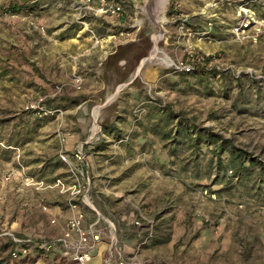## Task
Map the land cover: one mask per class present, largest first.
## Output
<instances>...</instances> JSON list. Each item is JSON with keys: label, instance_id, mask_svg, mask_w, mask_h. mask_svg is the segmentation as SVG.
Segmentation results:
<instances>
[{"label": "rangeland", "instance_id": "obj_1", "mask_svg": "<svg viewBox=\"0 0 264 264\" xmlns=\"http://www.w3.org/2000/svg\"><path fill=\"white\" fill-rule=\"evenodd\" d=\"M80 1L0 0V264L68 262L37 248L11 259L2 233L43 240L53 233L48 211L69 209L70 193L91 221L99 213L114 223L127 264H264V169L231 170L224 152L240 147L264 165V0L159 4L157 43L146 0L124 2L137 35L115 73L109 60L98 72L72 69L59 52L80 28ZM13 3L24 8L6 10ZM140 58L158 69L153 82L133 74ZM180 60L192 68L171 64ZM130 73L122 90L99 91V80L123 84ZM26 176L43 186L20 190Z\"/></svg>", "mask_w": 264, "mask_h": 264}, {"label": "built area", "instance_id": "obj_2", "mask_svg": "<svg viewBox=\"0 0 264 264\" xmlns=\"http://www.w3.org/2000/svg\"><path fill=\"white\" fill-rule=\"evenodd\" d=\"M126 1L127 0H81L74 6L75 21L88 30H91L89 27L90 19L102 16L119 17L124 13V2ZM237 30L239 31V29H236V31ZM91 32L93 31L91 30ZM193 54V52H189L190 56H193ZM172 65L179 70H190L192 68V65L184 60L173 62ZM39 108L47 113V110L44 107ZM83 147L84 143L80 145V149L75 154V157L81 161L84 159ZM60 156L67 163H71L69 156L65 152L62 151ZM72 171L75 172L73 167ZM15 175V171L11 170L7 173L5 179L12 180ZM34 184L40 187L43 186L42 182H35L32 177L26 176L21 184L22 186L20 187V190H24L25 187H30ZM60 184L63 185L61 180H58L56 186ZM70 194L72 196L69 204L71 216L66 222L63 234L57 238L35 241L31 237H23L10 231H4L2 233L3 236L8 237L12 242L10 255L13 258L18 259L31 255L34 249L33 246H35V248H37V250L43 255H47L57 248L63 249L65 251V257L68 258L66 264H86L91 259L94 244L100 239L102 234L100 221L105 218H102L103 216L97 211L98 217L85 225L84 223L87 215L80 209L79 204L75 201V198L79 193ZM83 203L90 207L93 206L87 193H83ZM52 222H55V220ZM105 222L107 224L106 228L109 236V256L106 260V264H127V262H125L120 256L121 247H119V239L114 223L108 219Z\"/></svg>", "mask_w": 264, "mask_h": 264}, {"label": "crops", "instance_id": "obj_3", "mask_svg": "<svg viewBox=\"0 0 264 264\" xmlns=\"http://www.w3.org/2000/svg\"><path fill=\"white\" fill-rule=\"evenodd\" d=\"M126 2L134 3L135 1L127 0ZM125 5L126 3H124V13L119 17L102 16V17L90 19L89 27L91 28L93 32H91V30H88L87 28L83 27L81 24L76 22V25L80 27L79 30L76 31L74 35H71L68 39H64V42L60 41L59 52L64 54V59H66V61L70 64L72 69L75 68L76 66H79L80 68L84 67V70L88 72H91L92 70H94L95 72L96 71L98 72L99 65H101L102 62H104L105 60H106L105 62L109 60V62H111L109 67L110 66L112 67L111 71H114V70L120 71V69L125 68V65H127V63L131 62L129 61L131 60L129 57L127 60V58L122 55L123 49H124V46H126L131 41H133V39H131L132 38L131 36L133 35L136 36L137 33L135 31V28L134 29L129 28L130 26L136 27V25L135 24L130 25L127 23L128 12L126 10L127 5H126V8H125ZM126 26H129V27L126 28ZM115 60L117 63L115 62ZM142 60L143 59L140 58L139 61L134 62L135 71L133 72V74L138 70V72L143 73L147 81L153 82L157 78L159 71L155 67L144 68L145 65L142 66ZM133 74H131V76H127V78L128 77L131 78ZM98 76L100 75L98 74ZM87 78L91 79L92 76L90 75ZM132 80H129L127 83L125 82L123 84H120L122 83L120 81L109 83L107 80H99L98 88L100 92L104 90L106 91L107 88L112 87V85L116 83L115 85L116 86L115 93H116L117 91H119V87L121 85L126 86ZM109 97L107 98V100L111 101L113 98L109 99ZM71 140L72 139H69L68 141V145H67L68 148L72 147ZM48 212L52 217V221L55 220V222H52L54 225L49 226V229L53 231V233L44 234V236H42L43 240H45V238L54 239L62 235L66 222L68 218L71 216L70 208L69 209L67 208V210L63 211L59 206L54 208L53 210L50 209ZM90 218H91L90 215L87 216L86 221L84 223L85 225H87L91 221ZM26 235H28L29 237L31 236L32 239H34L35 241H38L37 238L39 237H35L30 234H26ZM107 237H108V234L105 232H102L100 239L94 244V249L92 251V257L86 264H106V260L109 256V253H108L109 241ZM33 247L35 248V246ZM55 254H59L65 257V251L60 248H57L56 250L50 252L46 256H49V255L55 256ZM18 259H22V258H18ZM66 259L68 260V258Z\"/></svg>", "mask_w": 264, "mask_h": 264}, {"label": "trees", "instance_id": "obj_4", "mask_svg": "<svg viewBox=\"0 0 264 264\" xmlns=\"http://www.w3.org/2000/svg\"><path fill=\"white\" fill-rule=\"evenodd\" d=\"M24 7L23 5H19L18 3H13L12 5H9L7 7L6 10H9L10 12H13V13H16V12H19L20 10H22ZM125 8H126V5H125ZM209 61V60H207ZM196 70V68H194V70H192L193 72ZM181 123L179 122L178 123V126H180ZM103 129L104 131L108 134L110 132V128L107 126V125H104L103 126ZM180 129V130H179ZM178 129V132H181L183 129L180 127ZM112 130V129H111ZM121 129H119L120 131ZM114 131V130H113ZM119 135V133H116V136ZM210 137H218L217 135H210ZM218 140V139H216ZM209 142V141H208ZM217 142L213 141L211 142L210 144H216ZM226 145H224L222 143V145L219 146V159H221V154L220 152L223 151V148L225 147ZM224 152H229V156H230V168L231 170H238V169H245V168H248L246 167L247 164L249 165H258L260 166L261 169H264V165L261 164L257 159L256 157H254L253 155L249 154L246 150H244L243 148H240V147H233V149H225ZM218 164L219 166H223L222 165V162L221 161H218ZM6 247H9L11 249L12 247V242L9 241L8 243H6L5 245ZM10 258L12 259L13 257L10 255ZM8 262V259L6 260Z\"/></svg>", "mask_w": 264, "mask_h": 264}, {"label": "water", "instance_id": "obj_5", "mask_svg": "<svg viewBox=\"0 0 264 264\" xmlns=\"http://www.w3.org/2000/svg\"><path fill=\"white\" fill-rule=\"evenodd\" d=\"M170 1L171 0H146L145 2V11L147 12L149 19L159 27V31L156 33L157 38L154 39L155 43H157V40L160 38V36L162 37L164 34L161 20L157 14V7L159 4H161V7L164 9V7L167 6Z\"/></svg>", "mask_w": 264, "mask_h": 264}, {"label": "bare ground", "instance_id": "obj_6", "mask_svg": "<svg viewBox=\"0 0 264 264\" xmlns=\"http://www.w3.org/2000/svg\"><path fill=\"white\" fill-rule=\"evenodd\" d=\"M164 17H165V16H164ZM157 51H158V50H155V51L152 52V54H151V56H150V59L153 58V57H155V56H157V55H156V54H157ZM150 59H146V60H145V63H146V62H149ZM167 60H168V59H167ZM167 60H164V61L167 62ZM171 64H172V63H171ZM131 79H132V78H130V80H131ZM124 86H125V85L121 86V87L119 88V90H121ZM115 87H116V86H115ZM114 97H115V94L113 93V94L109 97V99H110V98L112 99V98H114ZM98 111H99V110H96L95 115H94L95 117H97ZM96 128H97V127H96V125H95V129H94V130H96Z\"/></svg>", "mask_w": 264, "mask_h": 264}]
</instances>
